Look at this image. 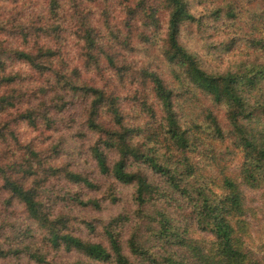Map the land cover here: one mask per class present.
I'll return each mask as SVG.
<instances>
[{
    "label": "trees",
    "instance_id": "trees-1",
    "mask_svg": "<svg viewBox=\"0 0 264 264\" xmlns=\"http://www.w3.org/2000/svg\"><path fill=\"white\" fill-rule=\"evenodd\" d=\"M30 1L43 4L34 17L0 13V35L17 42L0 39V264H264L249 250L239 183L225 167L211 172L227 143L241 183L264 187V0L203 11L192 10L200 0H86L123 50L135 32L151 56L139 68L104 48L82 0H67L71 12L64 0ZM115 11L123 28L111 24ZM218 32L228 36L216 43ZM198 38L209 55L238 45L249 56L209 66L189 47ZM70 39L87 72L105 61L119 84L137 87L121 96L84 80L64 62ZM77 109L89 159L13 130L59 132ZM15 205L22 217H9Z\"/></svg>",
    "mask_w": 264,
    "mask_h": 264
},
{
    "label": "rangeland",
    "instance_id": "rangeland-1",
    "mask_svg": "<svg viewBox=\"0 0 264 264\" xmlns=\"http://www.w3.org/2000/svg\"><path fill=\"white\" fill-rule=\"evenodd\" d=\"M66 2V6L64 9L66 11L71 12L72 10L69 8L67 0H64ZM82 4V8H85L86 11H90L94 14H92L93 19V25L97 26L98 30L104 34V38L102 39L104 48L113 53L115 57L122 58L127 57L125 60L132 65H135L137 68L143 67L146 62H148L151 59V56L148 53H144L142 49H140V41L138 37H136L135 32H133V35L131 37V45L134 47L133 50L125 51L119 46L117 43H115L107 34V32L104 31L102 28V17L100 16V5H95L87 2L86 0L80 1ZM3 4V8L6 10H0V13L2 16H8L10 14H15L18 11L20 13H23L24 16H26L28 13H33L32 16H36L38 13L42 11L43 4L41 2L35 1L31 2L30 0H7L5 2H0V6ZM212 4H214V0H200V4L195 5L192 8L193 11H203L208 9ZM161 19H165L164 14H160ZM5 19H11L10 16L6 17ZM111 24H113L117 28H123L121 15L117 11L113 12L111 15ZM215 25L218 26V23H215ZM212 40L217 43L218 39H225L226 36H228L226 33L218 32L216 35L219 37H214L215 33L212 34ZM0 39H4L7 41L9 45L10 42L13 45H16L17 42L14 39L10 38V42L3 38L2 35H0ZM209 40L204 39H197L196 41H192L189 43V47L193 50H196L199 54L206 56L208 53V56H206V59L208 60L207 64L212 67H217L219 69H224L228 66H230L232 63L238 62L242 59H246L249 56V52L245 48H240L235 46L233 50L228 52L227 54H219L215 53L212 55H209L213 52V49L211 47L207 46V43ZM114 44V46H113ZM205 44V45H204ZM203 45L205 47H203ZM77 44L76 42L73 43V40H69V44L67 47V52L64 55L65 59L64 62L72 67L74 65L78 66L81 69V72L84 74V80L89 81L91 83H97L101 84L105 81L110 87H113L117 93L121 96H124L128 91L132 92L136 86V83L134 85H130L128 81L125 82L124 85H121L117 82L116 76L114 74V71L106 65L105 61H102L101 67L99 70L92 69L87 72L85 68L82 67L83 60L79 57L77 54ZM208 50V52H207ZM221 55L220 60L216 59L217 56ZM86 70V71H85ZM135 76V77H134ZM132 77L134 79L137 78V73H133ZM204 104L208 107H211L208 101L204 100ZM123 108L126 110H129V105L125 102H122ZM131 108V107H130ZM215 111L218 114V110L215 109ZM75 117L76 122L73 124L71 128H64L59 130V132H55L52 134H42L39 135L37 132H34L30 130L29 128H26L23 123H19L13 126V130L15 133L18 134L19 138L24 141L31 139L35 141L39 145H45L47 142H51V140H54V142H57L59 139L61 141V147L63 153L65 151H73V150H82L84 157H89V153L87 151V147L91 144V138L92 135L86 134L84 137H79L76 133L78 131H83V127L81 126V123L83 121V117L79 115V110H75ZM221 116V114H220ZM45 141V143H43ZM225 145L219 146L217 150L220 154V159H216L217 163L216 165L212 166L211 172L214 170H219L221 167H225L226 172L233 176L236 181L239 183V187L242 191L244 202L246 206V219L249 223V234L250 237L248 240L249 250L251 253H253V256L261 261L264 262V187L261 188H250L241 183L239 178V167H240V158L238 155H231L229 150V146ZM226 149V152H224ZM66 156V155H65ZM63 159V155L61 156ZM111 158H114V155H111ZM89 159V158H88ZM91 168H94L93 162L90 160ZM1 206V205H0ZM1 209V208H0ZM114 211L113 207H109L104 210V212L101 214L102 216H105L106 214H109L110 212ZM9 217H22L23 213L21 211V208L19 205H15L11 208L9 212ZM2 216H0V219Z\"/></svg>",
    "mask_w": 264,
    "mask_h": 264
}]
</instances>
